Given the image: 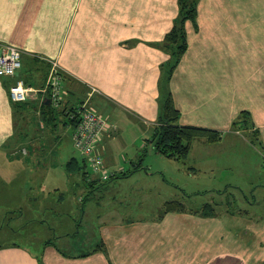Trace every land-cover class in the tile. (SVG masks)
I'll return each instance as SVG.
<instances>
[{
    "label": "crops",
    "instance_id": "1",
    "mask_svg": "<svg viewBox=\"0 0 264 264\" xmlns=\"http://www.w3.org/2000/svg\"><path fill=\"white\" fill-rule=\"evenodd\" d=\"M178 13V0H0V47L11 45L21 53L15 77L0 78V209L7 206L1 190L7 188L13 199L12 183L32 171L26 166L28 150L13 155L15 148L26 144L36 149L41 139H56L40 122V95L15 106L9 88L21 79L41 89L52 62L63 74L62 105L76 107L89 95V105L108 122L97 150L115 178L142 168L140 160L130 159L131 170L115 164L114 146L123 134L122 125L133 134L132 145L145 134L150 138L168 93L179 111V125L220 133L215 143L194 141L185 159L198 144L205 148L227 141L258 148L245 135L230 131L241 112L249 114L264 157V23L256 22L264 15V0H198L194 22L184 26L187 49L165 82L163 69L170 53L164 38ZM27 195L25 203L33 204L36 199ZM162 218L159 222L101 215L99 250L81 256L69 255L51 240L41 243L39 252L11 243L0 245V264H264V227L258 221L240 226L232 218L238 226H221L238 248H223L210 258L207 241H218L219 235L204 232L205 247L198 250L187 242L193 230H203L206 219L185 212ZM177 222L183 223L179 235Z\"/></svg>",
    "mask_w": 264,
    "mask_h": 264
},
{
    "label": "rangeland",
    "instance_id": "2",
    "mask_svg": "<svg viewBox=\"0 0 264 264\" xmlns=\"http://www.w3.org/2000/svg\"><path fill=\"white\" fill-rule=\"evenodd\" d=\"M256 22L264 23V15H258ZM87 97L90 98L89 95ZM119 131L123 134L114 146L115 164L131 170L130 159L134 163L140 160L142 168L131 176L118 175L112 180L97 183L94 190L88 182L83 183L78 172L69 174L66 171L70 158L77 159L80 164L84 159L72 146L70 128L61 126L54 133L49 130L48 135L56 139H41L38 141L40 147L36 149L26 144L16 147L13 155L23 153V149L25 153L28 150L26 166L32 171L23 180L18 178L12 183L13 199H9L6 187L5 191L1 190L2 195L7 196L2 199L7 206L0 209V245L17 243L39 252L41 243L51 240L69 255H79L96 249L101 243L98 216L121 215L128 220L157 218L160 222L167 214L164 213L165 203L172 201L182 204L187 216H201L199 211L207 203L214 207V217H201V220H207V224L202 222L203 230L198 228L192 231L191 237L187 235L189 246L195 250L201 245L205 247L204 232L207 236L219 235L218 241L221 242L211 237L207 241L210 258L223 252V248L232 252L237 250L232 237H227L220 228L224 226L225 230H230L238 226L231 222L232 218L240 226L258 221L264 227V157L260 156L258 148L227 141L205 148L198 144L193 146L187 159L178 161L154 153L146 141L149 134L138 137L132 145L134 136L128 133L130 129L122 125ZM230 131L246 136L242 130ZM84 169L89 178H93L89 166ZM109 170L113 174L114 170ZM25 193L36 201L26 204ZM85 197L81 203L80 199ZM22 198L24 201H20ZM82 209H87L84 219ZM226 212L234 216L229 219ZM217 219L223 223H216ZM178 224L175 229L177 235L183 230V223ZM159 241L163 243L162 238Z\"/></svg>",
    "mask_w": 264,
    "mask_h": 264
},
{
    "label": "trees",
    "instance_id": "3",
    "mask_svg": "<svg viewBox=\"0 0 264 264\" xmlns=\"http://www.w3.org/2000/svg\"><path fill=\"white\" fill-rule=\"evenodd\" d=\"M198 0H178L179 13L172 29L165 35L164 47L169 50L170 59L164 66V81H169L172 72L178 65L182 55L187 49V39L185 33V22H194L197 13ZM13 103V102H12ZM26 103V102H23ZM23 103H13L15 106H20ZM29 107L35 109L32 104ZM75 107L72 105H61L59 108H53L48 99H44L40 106L39 117L43 126L48 128L51 133L56 132L58 127L73 128L76 119H69V115L74 111ZM179 111L176 109L171 95L168 93L166 98L161 103L159 117L157 119V125L155 126L151 137L148 142L151 144L152 149L159 155L173 160H184L191 148V145L196 140H203L206 143H215L220 138L218 131H212L195 126H181L179 125ZM231 129L236 131L242 130L246 132V136L249 138L251 144L257 145L261 150V145L258 140V132L249 123V114L247 112H241L237 119L233 122ZM264 156V154H263ZM87 163L85 159L82 160V164L78 163L77 159L70 158L66 163V171L69 174L78 172L81 175L83 183L88 182L91 189L94 190L98 182L97 179L89 178L88 173L83 168H86ZM140 165H138V168ZM125 176V175H123ZM115 178L112 175L108 180ZM107 180V181H108ZM86 200L81 198L80 202L83 203ZM229 203V202H228ZM83 210V209H82ZM164 213L170 212H184L183 205L177 201L166 202L164 205ZM230 211V210H229ZM200 217H214L216 212L211 204H205L203 209L199 211ZM46 243H51L48 241ZM102 244L97 245V249L101 248ZM64 254V253H63ZM86 255V254H80Z\"/></svg>",
    "mask_w": 264,
    "mask_h": 264
},
{
    "label": "built area",
    "instance_id": "4",
    "mask_svg": "<svg viewBox=\"0 0 264 264\" xmlns=\"http://www.w3.org/2000/svg\"><path fill=\"white\" fill-rule=\"evenodd\" d=\"M21 68V53L11 45L0 47V78H14ZM33 95H40V101L48 99L53 108H59L63 102V74L61 69L52 62L44 86L37 90L27 85L21 79L15 81L9 88V98L13 103H23ZM69 119H76L71 129L73 148L83 157L91 173L99 181H107L113 174L105 166L98 152V145L108 128V122L90 105L89 98L77 105L69 115ZM25 154V150L22 151Z\"/></svg>",
    "mask_w": 264,
    "mask_h": 264
}]
</instances>
